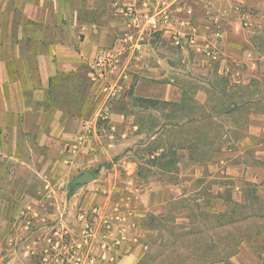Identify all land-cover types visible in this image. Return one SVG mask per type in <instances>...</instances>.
<instances>
[{
    "label": "rangeland",
    "instance_id": "374dc122",
    "mask_svg": "<svg viewBox=\"0 0 264 264\" xmlns=\"http://www.w3.org/2000/svg\"><path fill=\"white\" fill-rule=\"evenodd\" d=\"M117 8L121 21L132 29L125 37L127 41L147 44L151 51L148 64L162 67L163 76L127 89L119 103L127 119L114 130L117 134L114 132L112 137L104 129L101 131L104 151L100 161L86 168L102 169L95 182L99 186L93 185L92 191L104 198L105 206L100 209V204L91 203L81 210L78 198L56 196L60 201L58 213H68L70 228L75 223L73 216L78 215L82 220L78 233L71 230L74 241L64 242L69 233L63 232L59 238L62 242L51 255L0 254V264H203L194 253L211 247L222 255L227 247L225 241L232 243L229 242L231 235L246 234L250 238L240 242L237 252L227 262L264 264V0H118ZM225 67L232 82L247 83L252 77L260 79L258 93L251 89V97L259 100L248 101L251 111L243 109L213 116L209 122L217 127L207 134H200L204 131L198 134L194 122L184 127L183 134L179 127L157 131V125L163 122L180 123L176 116L179 112L169 106L140 107L133 100L148 96L177 102L184 98L189 109L192 103L206 99L208 103H217V94L207 92L211 87L208 83L215 75H225L222 71ZM196 115L192 113L184 118ZM137 120L142 124L141 132L135 125ZM225 131H228V140L219 146L218 139H224L221 136ZM199 136L204 139L205 154L197 155L188 148L178 147L182 138ZM205 141H214L210 150L205 149L208 144ZM149 143L168 148L169 158L175 149V161L169 163L168 172L149 162L151 158L145 146ZM131 179L138 181L137 188L143 190L167 186L169 192L165 191L164 196L169 200L153 212L134 198L135 216L132 217L127 206L120 204L128 197L123 185ZM108 183H114V189L108 190ZM247 183L256 185L259 201L253 199L252 206L235 217L250 216L254 208L258 217H251L253 224L240 220L233 227L213 228L214 222L210 223L201 211L212 214L228 209L227 191L232 192L233 200L242 201ZM123 214L135 221L133 237L136 239L120 242L121 252L111 259L113 237L117 234L121 237L117 233L121 222L116 215ZM181 224L187 227L184 229ZM188 227L202 232L184 235ZM128 241L135 252L130 263L121 260Z\"/></svg>",
    "mask_w": 264,
    "mask_h": 264
},
{
    "label": "crops",
    "instance_id": "0c3cea01",
    "mask_svg": "<svg viewBox=\"0 0 264 264\" xmlns=\"http://www.w3.org/2000/svg\"><path fill=\"white\" fill-rule=\"evenodd\" d=\"M117 3L0 0V254L51 255L63 232L78 233L82 220L72 215L77 225L70 228L68 213H58V196L78 198L81 210L91 203L105 206L104 198L92 191L102 169L86 168L100 161L101 131L112 137L127 119L119 105L127 89L163 76L162 67L148 64L147 44L125 38L132 29L121 21ZM109 47L119 63L98 76L94 59ZM222 71L228 73L226 67ZM110 92L104 126L100 111ZM135 125L138 130L137 121ZM87 129L90 137L85 139ZM83 170L94 179L73 184ZM138 183H124L128 197L119 201L132 217L134 198L153 212L169 200L167 186L143 190ZM106 186L111 190L115 184ZM47 207L48 215L42 211ZM130 217L133 227L126 238L135 240ZM125 243L121 260L130 263L135 252L132 243Z\"/></svg>",
    "mask_w": 264,
    "mask_h": 264
},
{
    "label": "trees",
    "instance_id": "16d2710c",
    "mask_svg": "<svg viewBox=\"0 0 264 264\" xmlns=\"http://www.w3.org/2000/svg\"><path fill=\"white\" fill-rule=\"evenodd\" d=\"M260 79H256V78H251L249 79V81L247 83H243V82H232L229 80L228 78V73L226 75H215L214 79L212 81H210L208 84L210 87V89L207 90L208 93H213V94H217V96H215L217 99H215L217 101V103L214 102H209V100L206 99V101L202 102V103H192L191 109H189L187 107L186 104V100L184 98H181L179 101H170V100H158V99H152V98H146V97H134L133 100L135 101V103H140L142 105H139L140 107H152V108H158V107H165V106H169L171 108V110H174V112H179L176 116L178 118V120H181L180 123H171V122H163L160 125H157V131L158 129H163L165 131H171V129L169 128H174V127H179L181 134H183L184 132V127H187V124L189 123H193L194 122V126L196 128L195 131H204V133H200V134H207L208 132L211 131V129L216 130L215 128L217 127L216 124L214 122H209L212 121L213 116L216 115H223V114H232L234 112H236L237 110L241 111L243 109H248V106L251 105V103H248V101L250 100H259V99H254L251 96L253 95V92L251 91V89H253V91H259V85L261 84ZM259 84V85H258ZM218 85H220V87H218ZM254 87V88H253ZM219 88V89H218ZM258 92H256L257 94ZM252 98V99H251ZM260 98V97H259ZM215 101V102H216ZM189 109V110H188ZM251 111V110H249ZM255 111V110H254ZM252 111V112H254ZM192 113H196L198 115L196 116H190L189 118L185 119L184 116L192 114ZM175 118V115H173ZM176 118V119H177ZM184 118V119H183ZM246 122L248 121V117L245 118ZM203 123H200L202 122ZM205 122V123H204ZM200 123V124H199ZM137 124H138V130L141 131L142 129V124L140 123V121L137 120ZM202 124V125H201ZM186 125V126H185ZM208 126V128L206 129H202L203 127ZM238 127V126H237ZM199 129V130H198ZM229 130V129H227ZM156 131V133H157ZM228 132V131H227ZM227 132H223L221 137H224V139H218V145L221 146L223 143H225L228 139H226V137L228 136ZM199 134V132H198ZM204 139L201 140V136L199 137H194L191 139H185L182 138L180 140V143H178V147L179 148H188V150H191L192 152H195L198 154H205V152L207 151H202L203 148V143ZM207 145H205V149L208 148V150L211 149V145L214 141H205ZM220 142V143H219ZM146 148L148 149V154L150 156L151 159H149L151 162V165L155 164L158 168H160L161 170H170V164L169 163H174L175 161V149H172V158H169V154L167 149L168 148H164L161 147V144H155L152 146V143H149L147 145ZM172 146V145H171ZM210 146V148H209ZM172 148V147H171ZM147 149H144V151H146ZM220 149V148H219ZM143 150V149H142ZM204 150V149H203ZM217 150V149H216ZM201 151V153H199ZM213 152V150H211ZM215 152V151H214ZM199 159H201V157H199ZM257 188L256 185L253 183H247L246 185H244L243 187V200L242 201H236L232 199V192L231 191H227V201L230 202V207H228V209H224V210H220L217 213L214 212L212 214L206 213L205 211H201L203 217H208L209 222H214V225H212L213 228H218L219 227H233V224H235V222L239 221H247L249 220L250 223H252V221H254L253 219L258 217V215L256 214V211L253 209H251V214L250 216H242L239 219H236L235 214L236 213H245V211L247 209H249L252 206V200L255 199L256 201H259L258 195L256 194ZM246 215V214H244ZM188 218V216H186ZM250 217V218H249ZM251 217L253 219H251ZM225 221H221V219H223ZM241 220V221H240ZM248 221V222H249ZM218 222H220L218 224ZM222 222V223H221ZM249 223V224H250ZM253 224V223H252ZM251 224V225H252ZM180 227H183L184 229L187 227L185 225H180ZM249 228V226H248ZM198 230L197 228L194 229H190V227H188V229L186 231H184V235H190L194 232H202L200 231H195ZM249 233V232H246ZM250 238L249 234L246 235H241L238 237H235L233 235H231L229 237V242L232 241V243H228V241H225V245L227 247H225L222 251V255H220L219 251H214L212 250V248L210 247L209 249H206V251H199L197 253H194V256L199 259L200 262H202L203 264H215L218 261H225L227 264H229L227 261L228 259L233 256L238 249V245L240 244V242H242L243 240H248ZM234 241V242H233ZM212 242V241H211ZM210 242V243H211ZM221 252V251H220ZM188 262V261H186Z\"/></svg>",
    "mask_w": 264,
    "mask_h": 264
},
{
    "label": "built area",
    "instance_id": "2783aa9c",
    "mask_svg": "<svg viewBox=\"0 0 264 264\" xmlns=\"http://www.w3.org/2000/svg\"><path fill=\"white\" fill-rule=\"evenodd\" d=\"M119 63V58L116 52L112 48H105L99 51L94 59V73L98 76H101L108 72L109 70L115 68ZM113 93H108L106 97V103L101 108L100 111V119L102 120V124L108 125L109 122V113H110V106L108 104L109 100L111 99ZM90 137L89 130L87 129L84 133V138L87 139ZM118 204H116L117 206ZM118 207V206H117ZM118 209V208H116ZM116 219L121 222L119 225L120 229H117V233L120 232L121 237H118V234L113 237V243L111 247V259L114 257H118L119 253L121 252L118 248L120 242H124L127 240L126 233H129L130 228L133 227L132 222L123 214V215H116ZM106 223V219L104 224ZM110 254V253H109ZM104 257V256H103Z\"/></svg>",
    "mask_w": 264,
    "mask_h": 264
},
{
    "label": "water",
    "instance_id": "95a60500",
    "mask_svg": "<svg viewBox=\"0 0 264 264\" xmlns=\"http://www.w3.org/2000/svg\"><path fill=\"white\" fill-rule=\"evenodd\" d=\"M94 179V174L89 170H83L77 177L72 181L73 184H84Z\"/></svg>",
    "mask_w": 264,
    "mask_h": 264
},
{
    "label": "flooded vegetation",
    "instance_id": "af4514ba",
    "mask_svg": "<svg viewBox=\"0 0 264 264\" xmlns=\"http://www.w3.org/2000/svg\"><path fill=\"white\" fill-rule=\"evenodd\" d=\"M43 210V213L44 214H46V215H48L47 213L49 212L48 210V207L47 208H42ZM24 220H25V222H27L28 224H30V219L28 218V217H24L23 218ZM42 219H44L45 221H47V219H45L44 217L42 218ZM27 225V224H26ZM31 228H34V226L32 225L31 226ZM73 236H71V235H69V234H66L65 235V240H64V242H67V243H70V239H72L73 241H74V239L72 238ZM78 241H79V239H78ZM62 242V241H61ZM59 240L56 242V246L58 247V245L61 243ZM64 242H63V244H64ZM67 248V247H66Z\"/></svg>",
    "mask_w": 264,
    "mask_h": 264
}]
</instances>
